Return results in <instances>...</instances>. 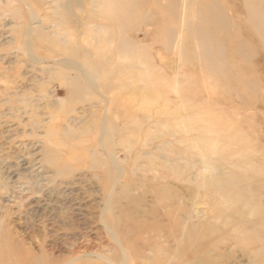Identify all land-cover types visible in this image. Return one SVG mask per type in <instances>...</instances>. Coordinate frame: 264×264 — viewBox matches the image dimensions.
Returning <instances> with one entry per match:
<instances>
[{
    "label": "rangeland",
    "instance_id": "1",
    "mask_svg": "<svg viewBox=\"0 0 264 264\" xmlns=\"http://www.w3.org/2000/svg\"><path fill=\"white\" fill-rule=\"evenodd\" d=\"M100 1L67 17L60 0H0V264H264L247 241L264 239V42L243 1L216 0L229 28L214 33L188 0L176 20L170 0H139L130 62ZM198 24L221 44L211 69Z\"/></svg>",
    "mask_w": 264,
    "mask_h": 264
},
{
    "label": "bare ground",
    "instance_id": "2",
    "mask_svg": "<svg viewBox=\"0 0 264 264\" xmlns=\"http://www.w3.org/2000/svg\"><path fill=\"white\" fill-rule=\"evenodd\" d=\"M71 1L74 4H72ZM131 1L133 3H126V2H123L122 0H101L98 3L99 8L101 9L100 12H102L103 15L107 16L109 19V23L106 26L102 27L103 33L105 32L108 36V35L112 34L111 32H114V33H115V31L122 32L120 35L121 43L118 46V51H119L121 58H123L129 62L131 60H133L135 56L139 55L138 54L139 52H138V45L136 44V42L131 40V38L126 35L127 25H129L131 23V20H137L138 22L143 23V22H146L150 18L149 14L144 13V11H146L147 9L146 10L144 9V11L142 10V7L144 5L139 3V0H131ZM157 1H159V0H157ZM242 1H243L242 2L243 9L247 10L249 12L248 21H247V25L250 27L249 36H251L252 38H258L259 41L264 42V27L261 28V26L264 24V9L260 11V7H258L259 4H261L260 6H262L264 4V0H242ZM59 3H60V8H62L66 12L67 17H70V14L72 13V12L70 13V10L72 11V8H74V6L77 7V6L82 5L81 0H75V1L74 0H66V1L60 0ZM170 4L172 5V7L169 8V12L171 11L172 16H174L173 20H176L179 17V12L181 9V0H170ZM198 5H201L200 9L196 8ZM218 6H219V4L216 2V0H188V5L186 7V11L188 10L189 13L191 12V14H192L191 18L195 14H196V16L200 17V18H198V19H201L200 24L202 23V25L211 26L212 30H214V33H215L216 31H220V30H224V29L229 28L228 18L226 16V14L221 9L218 10ZM194 19H195V16H194ZM186 20H187V22L191 21L189 14L187 12H186ZM159 22L160 21H158V20H155V19L153 20V23L156 24V27L158 30L157 37H163L165 40V45L167 47H170L173 40L175 39V33L166 30L165 27L161 26L160 23H162V22H160V23ZM193 22H195V21H193ZM240 22H242V21H240ZM244 24H245V22H244ZM113 25H117V29H116V26L114 28ZM198 28H199V24L196 27H194L193 25H190L188 32H190L193 36L195 35L196 40H197V38L199 39L197 42L200 41L199 42L200 44L198 43L199 44L198 50L200 52L199 53L200 55L199 54L198 55L202 56L203 63L209 61V64H208L209 67H208L207 63H205V65H207V67L211 69L210 66L212 63L210 64V62L212 61L213 57L215 56V53H218L217 46L220 47L221 44L219 45V43H217V46H216L215 42L213 40H210L209 37L204 35L202 33L201 29H198ZM100 35H99V37H100ZM110 38H111V40L109 38L107 40V38H106L107 42L113 41L112 36ZM218 39H219V37H218ZM246 46L247 45L245 44V46L243 45L241 47L243 48ZM239 48H240V46H239ZM242 48H240V49H242ZM196 53H194V54L196 55ZM199 58H201V57H199ZM128 64H130V63H128ZM77 66H78V64H77ZM83 66L84 65L80 64L78 67L86 69V67H83ZM109 67H110V64L108 62L105 65L104 64L100 65L97 63H93V64L89 65L88 68L90 69V71L92 73H90L87 69H86V71H81L80 74H81L82 78L84 79V81H81L80 79L74 80V82H73V93L84 94L86 92H90V88L94 84H96V82L98 81V78L95 79L94 75L97 76V75H99L100 72H104V77H108L109 73H111L109 70L110 69ZM111 68L113 69L112 66H111ZM119 69H123V67H121ZM125 70H130V68L127 66ZM140 74H141V76L147 75L146 76L147 78L151 77V75L149 76L148 72L146 74H143V73H140ZM111 134H112V131L110 129V126L108 124H104L103 129H102V134H101V139H102L101 143L104 146V148H106L107 150L110 149ZM230 140H232V139H230ZM214 183H215V181H212V182H210L209 185L210 186H217L218 185V184H214ZM230 184H232V182ZM109 221L111 222V219H109ZM112 224H113V222H112ZM247 241L250 242L249 244H253L252 241L253 242H261L262 244H264V239H260V236L258 234L253 235V237H251ZM0 257L3 258V255L0 254ZM255 259H258L259 261H264V246L260 250L255 251ZM251 264H255V263H251Z\"/></svg>",
    "mask_w": 264,
    "mask_h": 264
}]
</instances>
